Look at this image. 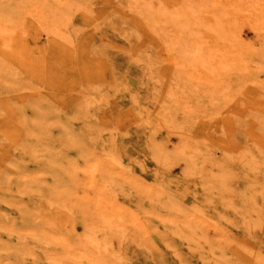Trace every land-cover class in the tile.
Wrapping results in <instances>:
<instances>
[{"label":"rangeland","instance_id":"1","mask_svg":"<svg viewBox=\"0 0 264 264\" xmlns=\"http://www.w3.org/2000/svg\"><path fill=\"white\" fill-rule=\"evenodd\" d=\"M129 1L0 0V264H264V16L186 93Z\"/></svg>","mask_w":264,"mask_h":264},{"label":"bare ground","instance_id":"2","mask_svg":"<svg viewBox=\"0 0 264 264\" xmlns=\"http://www.w3.org/2000/svg\"><path fill=\"white\" fill-rule=\"evenodd\" d=\"M129 2H132V0H130ZM135 2H136V0H135ZM143 2L137 1L135 3V4H138V7H136V9H135L136 11H137V8H139V6L142 5V7H140V9L141 8L144 9V11H145L144 13H146L147 16H149L151 21L159 24L161 18L165 17V18L171 20L172 23L176 25L177 33L175 34L174 37L172 36V38H170L168 33H167L166 36L168 35L167 36L168 38L166 37V42L163 40V38H161V39H162V41L165 42L164 46H165V51H166V57H167V59L172 61L173 64L175 65L177 72H178V75H179L178 77L183 81L182 82L183 92H186V93H188L187 90H190L192 92V89H190V87H188V84L190 85V80H192V79H194V80L196 79L198 81L203 80V81L207 82L209 84V86H211V87H213V86L215 88H216V86L221 87V86H218V84H217V80H216L217 75H218L219 71H221L222 69H224L227 66H230V67L235 66L236 67V65H237V63L241 57L240 53L237 50V47L239 45H242V43L245 41L246 30L247 29L250 30L251 33L255 37H261V31L260 30H262V29H260V27H262V26H260L259 20H261L260 18L262 16H264V14H263L264 12L262 13L263 14L262 15L260 13L261 12L260 9L262 8L261 6H264V5H261L260 2H259V4L261 6H259L258 2H256L258 5H255L256 6L255 7L254 4H252L251 1H249V0H186L185 2L177 5L178 7L176 6V8L171 9L169 6L170 11L167 7H166L167 10L165 8H161V9H159V11L156 9L158 11V13L155 12L150 1L147 0V2H145V3H143ZM153 4H154V2H153ZM172 4H176V3H172ZM154 5H155L154 7H156V4H154ZM157 5H158V2H157ZM162 6L165 7V4L164 5L162 4ZM174 6L175 5H173V7ZM257 6H259L260 9ZM131 9L132 8H130V10ZM138 11H140V10H138ZM138 11L136 13H138ZM140 14H141V16L143 15V13H141V12H140ZM151 28H152V25H151L150 29ZM50 29H51V27H50ZM154 29H155V31H153V32H157L159 30V32L161 33L160 29H158V28H157V30H156V28H154ZM173 29H175V28H173ZM10 30L11 29L9 27H7V25L0 23V33L13 32V30L12 31H10ZM19 31H21V29ZM174 31H176V30H174ZM163 33H166V32L163 31ZM54 34H56V33H54ZM25 39H26V37H25ZM19 42L21 43V41H19ZM11 43H14V42H11ZM244 43L246 44V42H244ZM0 45L2 46L1 48H3V49H11V44L7 40H3V41L1 40ZM22 45H24V44H22ZM239 51L242 52V50H239ZM7 52H8V50H7ZM7 52H6V54H7ZM0 57H2V56L0 55ZM246 66L249 67V65H246ZM242 67H243V65H242ZM240 69L241 68L239 67V70ZM232 72H234V71H232ZM232 72L230 74H232ZM247 74H249V73H247ZM221 75L223 76L224 74H221ZM176 76H177V74H176ZM224 76H223V78H224ZM219 78H220V76H219ZM179 81L180 80H178L177 83ZM227 82H225V84ZM221 83L223 84L224 82H221ZM206 84L204 85L205 86L204 89H201V90H204V91L208 90L206 87H209V86H206ZM201 85H202V83H201ZM173 86H174V83H173ZM229 90H227V91H229ZM210 91H212V90H210ZM217 92L218 91H216V94H217ZM202 93H203V91H202ZM221 93H222V95H224L223 94L224 92H221ZM213 94H215V93H213ZM197 97H199V96H197ZM178 100H179V98H178ZM175 104H176V102H175ZM182 104L184 105V103H182ZM97 195H99V194H96V195L89 194V196L91 197V201L93 203L97 204L98 206H100L101 208H105L106 206H108L109 201L107 203H106V201L103 202L102 200L99 199L100 195L99 196H97ZM105 199H106V197H105Z\"/></svg>","mask_w":264,"mask_h":264}]
</instances>
